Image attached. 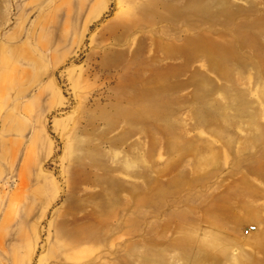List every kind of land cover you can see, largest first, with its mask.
I'll use <instances>...</instances> for the list:
<instances>
[{
	"label": "rangeland",
	"instance_id": "1",
	"mask_svg": "<svg viewBox=\"0 0 264 264\" xmlns=\"http://www.w3.org/2000/svg\"><path fill=\"white\" fill-rule=\"evenodd\" d=\"M263 170L264 0H0V264H264Z\"/></svg>",
	"mask_w": 264,
	"mask_h": 264
},
{
	"label": "crops",
	"instance_id": "2",
	"mask_svg": "<svg viewBox=\"0 0 264 264\" xmlns=\"http://www.w3.org/2000/svg\"><path fill=\"white\" fill-rule=\"evenodd\" d=\"M262 179L260 184H254L245 179L237 182L239 189L234 194L235 203L226 202L225 209H220L217 198L211 201L208 217L212 227L220 224L223 227V221L231 222L228 228V234L238 241L240 238L239 228L248 222H254L261 227V230H256L251 234L243 237H250L253 234L254 239H258L256 247L260 251H264V170L260 177ZM229 199V198H227ZM220 220V223H218ZM247 226L244 227L246 229ZM243 229V230H244ZM243 233V231H242ZM237 238V239H236Z\"/></svg>",
	"mask_w": 264,
	"mask_h": 264
},
{
	"label": "built area",
	"instance_id": "3",
	"mask_svg": "<svg viewBox=\"0 0 264 264\" xmlns=\"http://www.w3.org/2000/svg\"><path fill=\"white\" fill-rule=\"evenodd\" d=\"M255 230H256V226L249 225L246 227V229L243 230V235L247 236V235L251 234L252 232H254Z\"/></svg>",
	"mask_w": 264,
	"mask_h": 264
},
{
	"label": "bare ground",
	"instance_id": "4",
	"mask_svg": "<svg viewBox=\"0 0 264 264\" xmlns=\"http://www.w3.org/2000/svg\"><path fill=\"white\" fill-rule=\"evenodd\" d=\"M141 19V18H140Z\"/></svg>",
	"mask_w": 264,
	"mask_h": 264
}]
</instances>
